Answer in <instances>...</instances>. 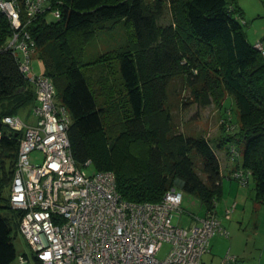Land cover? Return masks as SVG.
<instances>
[{"label": "trees", "instance_id": "1", "mask_svg": "<svg viewBox=\"0 0 264 264\" xmlns=\"http://www.w3.org/2000/svg\"><path fill=\"white\" fill-rule=\"evenodd\" d=\"M59 1L58 20L41 15L28 29L44 64L42 73L52 79L56 100L70 114L67 134L77 164L90 159L96 171H112L117 192L127 201L157 202L179 183L182 192L200 199L202 215L215 214L223 178L218 154L204 135L171 132L164 106L169 81L184 74L201 105L216 101L220 106L224 91L232 95L237 126L232 132L221 127L216 146L237 147L233 159L241 156L240 167L250 171L254 182V198L264 202V54L247 39L237 0H170L171 20L164 25L158 19L165 0ZM121 20L131 26V44L108 50L96 61L99 74L89 79L82 58L85 44L108 22ZM10 32L0 14V44ZM110 58L117 59L125 90L126 107L119 111L115 104L106 108V97L100 100L95 92L96 85L100 92L112 86ZM35 99L13 55L0 51L1 117L17 114ZM14 132L4 126L0 130V264H15L19 253L14 239L21 211L3 196L21 137ZM193 154L200 158L204 179L195 171ZM192 216L189 225L195 222Z\"/></svg>", "mask_w": 264, "mask_h": 264}, {"label": "built area", "instance_id": "2", "mask_svg": "<svg viewBox=\"0 0 264 264\" xmlns=\"http://www.w3.org/2000/svg\"><path fill=\"white\" fill-rule=\"evenodd\" d=\"M59 0H0V14L7 20L10 35L0 44L17 62L19 71L35 90L34 121L19 115H4L1 122L10 131L21 132L8 202L21 211L18 232L29 252L17 254L15 264H199L209 250L210 238L228 235L220 219L206 212L183 227L173 223L179 212L183 192L175 183L157 202H131L117 192L112 171L88 174L76 163L67 134L70 114L56 100L52 79L32 72L30 61L36 51L29 25L41 15L61 16ZM47 19V18H46ZM254 47L264 54L260 40ZM226 127L232 126L230 118ZM228 129V128H227ZM230 156L237 154L229 146ZM39 151L40 159L31 153ZM246 184L250 171L241 167L229 175ZM235 203L224 209L229 217ZM164 243L165 255L158 254ZM226 254L220 264H231Z\"/></svg>", "mask_w": 264, "mask_h": 264}, {"label": "rangeland", "instance_id": "3", "mask_svg": "<svg viewBox=\"0 0 264 264\" xmlns=\"http://www.w3.org/2000/svg\"><path fill=\"white\" fill-rule=\"evenodd\" d=\"M150 4H154V0H146ZM258 4V5H257ZM244 10V20L243 29L247 33L248 39L251 40L253 37L254 28L258 29L261 33H264V0H243L242 5ZM47 21H55L56 19L52 14H47ZM171 20V11H170V0H165L163 6V14L160 19H158L159 24H167ZM245 22V23H244ZM110 24L108 27H103L102 29L96 30L94 37L84 46L83 53V62L85 65L86 72L89 73V79H91L92 75L99 74V65H97L98 59L101 58L104 54H108L111 50L112 52L115 49L121 48L123 46L130 45L129 39L132 40L133 36L131 35V26L127 25L123 20L113 23L108 22ZM130 47V46H129ZM109 50V51H108ZM39 50H36L32 55L30 65L33 73L39 75L44 71V64L42 59L38 56ZM97 61V62H96ZM108 66L110 70V79L112 82L111 88L109 86L106 87L107 92L100 90L96 85V94L100 96V100H104V104H106V108L108 105H116V110H122L125 106V90L120 81L119 73H118V62L116 58H110L108 61ZM107 64H103L107 66ZM103 67V66H102ZM94 81V79H92ZM94 85V86H95ZM102 88V87H101ZM194 86L189 85L187 78L184 74H178L171 78L167 86V97L164 102V106L166 110L170 114L171 118V132H181L185 135L199 136L204 135L208 138L211 145L214 146L217 154L219 146H216V140L220 134V128L224 127L228 132H232L236 128V121H238V113L236 111V106L234 104V100L232 95H230L227 91H224V100L222 104L219 106V103L213 101L208 105H201L199 100H196L194 94ZM104 96V98H103ZM57 99V98H56ZM28 107H24L20 109L17 113L22 119L25 120V114L30 113L27 119H31V121L35 119V116L32 115V112L27 111ZM108 114L113 115L114 111L107 110ZM228 116L232 120V126L226 127V123L229 122L225 116ZM225 120V121H224ZM224 121V122H223ZM228 128V129H227ZM229 146H235L234 144H229ZM227 147V148H226ZM230 147L228 145L223 144L222 149H226L229 151ZM242 145L240 146V150ZM236 147V151H237ZM237 153V152H236ZM230 155V154H229ZM30 157L34 160H38L41 157L39 151H34L31 153ZM222 157V156H221ZM230 159L233 160L232 156ZM193 160L195 165V171L198 175L204 179V174L202 172V167L200 163V158L193 154ZM5 165L8 166V162L5 161ZM239 168V167H238ZM84 171L88 174L94 173L96 170L92 165L84 166ZM227 170H221V173H224ZM248 182L244 184L245 190L247 191L248 201L245 202L246 213L251 210V201L253 198V180L249 177ZM233 184H236L233 183ZM176 185H179L177 183ZM242 186V185H241ZM234 190V189H232ZM226 192V188L224 189ZM9 193V185L3 188V196L7 197ZM226 196V193H225ZM231 205V204H229ZM239 208V207H238ZM234 210V209H233ZM204 212V208L200 202V199L197 195L183 192L182 202L180 205V211L173 216V223L179 226H188L190 221H192V215L201 216ZM246 214V216H247ZM245 216L244 220H242L240 238L242 241L247 240L248 237L252 236L249 231L247 224V217ZM235 220V218H234ZM246 229V230H244ZM249 241H251L249 239ZM14 244L18 252H29L28 245L26 241L22 237V235L17 232ZM168 249V244L164 243L161 251L158 256L162 257L165 255L166 250Z\"/></svg>", "mask_w": 264, "mask_h": 264}, {"label": "crops", "instance_id": "4", "mask_svg": "<svg viewBox=\"0 0 264 264\" xmlns=\"http://www.w3.org/2000/svg\"><path fill=\"white\" fill-rule=\"evenodd\" d=\"M242 1L243 0H237V3L244 14L245 9L241 7ZM253 31L254 33L251 40L248 39L247 33L245 32L249 42L254 43L256 40H260L262 45H264V33H260L256 28H254ZM35 104L36 99L32 104L25 106L28 107L27 111H31ZM29 114L30 113L25 114V120L32 122L33 120L27 119ZM222 147H219L220 150H217L222 157L219 155L218 157L221 170L227 171L221 173L223 176L221 179V195L215 203L214 212L220 219L222 227L227 230L228 235H213L210 239L209 250L202 255L199 264H220L222 258L226 254L233 256L234 260L231 264H264V202L256 201L253 194L251 201L252 208L248 214L246 213L247 209L245 207V202L248 201L249 195L246 194L247 191L244 188L245 186L228 176L233 169L241 166V156L239 155L236 159L231 160L226 153V149H222ZM235 182L236 184H233ZM225 188L226 192L224 191ZM232 203H235L234 210L229 217H225L224 209ZM245 216L247 217V224L249 225L248 231L252 236L242 241L240 238V228ZM249 239L251 241H249Z\"/></svg>", "mask_w": 264, "mask_h": 264}, {"label": "water", "instance_id": "5", "mask_svg": "<svg viewBox=\"0 0 264 264\" xmlns=\"http://www.w3.org/2000/svg\"><path fill=\"white\" fill-rule=\"evenodd\" d=\"M2 127H3V125H2V122H1V115H0V130H2ZM14 134L16 135L17 132H14Z\"/></svg>", "mask_w": 264, "mask_h": 264}]
</instances>
